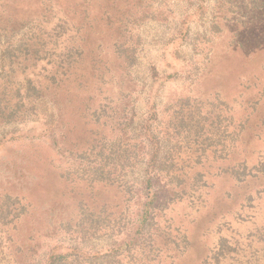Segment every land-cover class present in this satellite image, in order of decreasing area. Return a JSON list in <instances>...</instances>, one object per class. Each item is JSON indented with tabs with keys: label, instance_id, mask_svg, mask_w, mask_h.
Returning a JSON list of instances; mask_svg holds the SVG:
<instances>
[{
	"label": "rangeland",
	"instance_id": "1",
	"mask_svg": "<svg viewBox=\"0 0 264 264\" xmlns=\"http://www.w3.org/2000/svg\"><path fill=\"white\" fill-rule=\"evenodd\" d=\"M111 1L0 0V264L264 260V0Z\"/></svg>",
	"mask_w": 264,
	"mask_h": 264
},
{
	"label": "trees",
	"instance_id": "2",
	"mask_svg": "<svg viewBox=\"0 0 264 264\" xmlns=\"http://www.w3.org/2000/svg\"><path fill=\"white\" fill-rule=\"evenodd\" d=\"M111 2H112L111 5H114V2L113 1H111ZM26 85H27V87L30 90L26 91V93L24 94L25 95V99L36 98L37 97L36 94H39V95L41 94L39 92H35L34 87H30L31 86L30 82H26ZM2 86H0V88H2V91H0V107H1L0 108V110H1L0 114H2L0 116V118L3 119L5 117L6 113L5 114L3 113L5 110L2 107V102H3L4 98H7V97H3L2 93L5 94V92H3L5 90L4 89L5 85L3 84ZM60 87L61 86L55 87V88H57L56 91L61 90ZM31 92H32V94H31ZM12 94L13 93H11V95ZM157 161H158V155L156 153H153L150 156V158H149L148 166H149V164L157 163ZM242 174L244 175V172ZM152 182H153L152 181V177L150 175H148V176L146 175V178L143 181V187H144V190H145V199L141 203L140 209L137 212L138 218H137V223H136L137 227H136L135 231L142 230L144 228V226L146 225V223L149 222V220H150L149 218H150L151 210H152V207H153L154 201L156 200V195H157L156 191L153 190ZM258 236H259L258 240L261 241V243L264 244V234L263 233L262 234H258ZM233 246L234 247L239 246V242H232L230 244L228 242L227 238L221 237L220 240H219L218 246H217V248L215 250V253L213 254V257H212V260L215 262V264H219L220 262H222L223 259H226L227 257L232 256L237 251V249L234 248ZM238 260L242 264H253V262H251L249 260L248 261H244L242 259H238ZM256 264H264V260L261 259Z\"/></svg>",
	"mask_w": 264,
	"mask_h": 264
}]
</instances>
